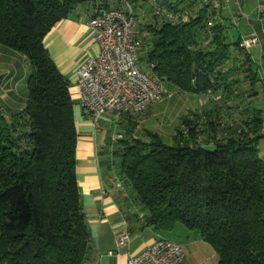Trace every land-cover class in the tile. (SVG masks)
<instances>
[{
    "label": "trees",
    "instance_id": "16d2710c",
    "mask_svg": "<svg viewBox=\"0 0 264 264\" xmlns=\"http://www.w3.org/2000/svg\"><path fill=\"white\" fill-rule=\"evenodd\" d=\"M155 1L165 14L151 0H0V45L28 65L24 108L7 117L0 108V264H85L94 254L75 173L74 103L43 38L74 12L91 18L125 2L152 14L137 30L142 42L135 29L146 72L205 105L180 118L170 145L147 132L108 149L107 171L123 185L113 195L143 226L197 232L217 264H264L263 119L239 111L231 88L242 62L256 76L252 47L228 39L217 10L201 0Z\"/></svg>",
    "mask_w": 264,
    "mask_h": 264
},
{
    "label": "crops",
    "instance_id": "0c3cea01",
    "mask_svg": "<svg viewBox=\"0 0 264 264\" xmlns=\"http://www.w3.org/2000/svg\"><path fill=\"white\" fill-rule=\"evenodd\" d=\"M229 1L223 0L222 7L217 10V19L227 26V31L237 23L234 14L238 20L242 17V13L229 7ZM258 1L264 3V0ZM258 15L260 18L264 16V6H261ZM88 19V14L78 11L59 20L46 33L43 44L60 73L67 79L74 103L73 114L78 133L75 173L82 210L95 243L94 254L85 264H126L129 254L138 253L156 239L163 237V233L153 227L143 226L141 218L132 217L133 206L124 205L119 201L113 195L115 188L111 187V182L103 181L104 172L111 161L108 143L103 141L98 130H94L89 120L83 116L76 87V71L79 65L99 53V47L87 26ZM261 23H257L256 28L247 26L244 35L239 30L235 38L247 39L257 34L258 45L264 49V25ZM251 58H254L253 54ZM27 75L28 65L24 57L0 45V108L5 117L24 108ZM203 105L205 100L201 106ZM129 117L121 116L117 120L118 124L127 125L126 120ZM102 120L109 121L106 117ZM125 232L129 233L126 244L117 247V240ZM115 251L118 255L109 254Z\"/></svg>",
    "mask_w": 264,
    "mask_h": 264
},
{
    "label": "built area",
    "instance_id": "2783aa9c",
    "mask_svg": "<svg viewBox=\"0 0 264 264\" xmlns=\"http://www.w3.org/2000/svg\"><path fill=\"white\" fill-rule=\"evenodd\" d=\"M151 1L155 14H163V6ZM220 1L201 0L202 4L215 10ZM87 26L99 53L79 65L76 87L82 114L94 130L105 117L118 120L128 113H140L161 98L173 95L165 80L147 73L139 65V42L135 36L137 15L131 4L125 2L122 9L103 10L89 18ZM257 42V37L252 36L243 40L242 46L250 48ZM121 138L122 134H113L112 142ZM115 186L123 188L121 181ZM128 238V232L122 234L117 247L124 246ZM109 254L118 255V252ZM185 258L182 245L160 237L138 253L129 254L126 264H182Z\"/></svg>",
    "mask_w": 264,
    "mask_h": 264
},
{
    "label": "rangeland",
    "instance_id": "374dc122",
    "mask_svg": "<svg viewBox=\"0 0 264 264\" xmlns=\"http://www.w3.org/2000/svg\"><path fill=\"white\" fill-rule=\"evenodd\" d=\"M222 4L223 0L220 1L217 10H220ZM261 6H264V3L258 0H244V2L230 0L229 7L232 10H237L239 13H242V17L238 20V17L234 16L235 14L233 15L237 23L229 27V30L226 32L228 39L233 40V38L237 36L239 30L243 35L246 34L247 26L256 28L257 23L264 22V16L260 18L258 15ZM135 12L137 13V22L139 21L140 23V25L138 24L136 26V35L142 42V36H138L137 30H140L141 27H145L142 26V24L147 25L150 22L152 14L147 6L143 9H137ZM259 20L261 21L259 22ZM261 25L264 24L261 23ZM253 36H256L258 39L257 44L252 46L251 51L254 57L252 59L253 71L257 72L256 76L252 79L247 70L249 68L248 65L242 62L238 66L241 77L240 75L238 76L239 80L232 84L231 88H233V93L238 102L239 111L242 109L246 110V112L259 110L263 119L262 131L264 134V49L258 45L259 37L257 34H253ZM138 57L139 60L143 59L139 61L140 67L147 71L148 67L145 64V52L143 51V47H140ZM169 90L173 93L171 97L161 98L140 113L133 115L129 114L128 116H130L131 120H126L128 123L125 126L118 124L117 120L112 118H107L109 121L100 120L96 130H98L103 141L105 140L108 143V149L110 151L116 149V144L118 142H112V135L116 133L122 134L124 139H130L131 137L145 139L147 132H157L162 136L165 143L169 145L172 144V132L180 118L184 114L200 107L204 98L201 95L182 93L170 87ZM133 121L137 122L133 123ZM117 145H119V143ZM110 153H108L110 156L109 160H112ZM258 156L264 161V137H262L258 143ZM116 161L118 162V158H116ZM109 163H111V161ZM112 170H114L113 165ZM107 174L112 176V184L115 189H118L119 187L115 185L120 182L119 177H117L116 174L113 175L109 173L106 169L104 172L105 177H107ZM162 233L165 239L182 245L186 254V258L182 264H217V254L202 240L197 232L189 231L181 224H177L173 230L164 231Z\"/></svg>",
    "mask_w": 264,
    "mask_h": 264
}]
</instances>
